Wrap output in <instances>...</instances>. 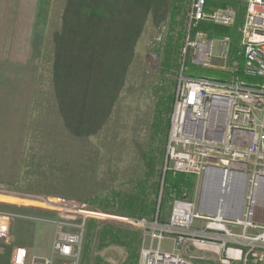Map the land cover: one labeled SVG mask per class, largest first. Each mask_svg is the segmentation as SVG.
<instances>
[{"label":"rangeland","instance_id":"1","mask_svg":"<svg viewBox=\"0 0 264 264\" xmlns=\"http://www.w3.org/2000/svg\"><path fill=\"white\" fill-rule=\"evenodd\" d=\"M189 1L99 0L96 16L85 19L76 10L90 6L86 0H53L18 181L0 187V209L46 220L56 217L44 209L42 203L48 200L87 205L99 217L89 220L94 227L86 233L81 264H138L139 252L149 242L128 221L151 220L155 214L167 220L173 199L186 196L198 205L207 189L202 178H194L193 188L182 189L179 197L167 196L169 188L164 186L165 133L185 48L177 44L184 41L180 36ZM242 20L240 6L230 28V50L240 48ZM64 35L67 46L59 47ZM221 38L211 39L215 55ZM211 64L225 65L216 58ZM232 65L227 60L225 66ZM152 204V217L135 209ZM33 219L12 223L21 222L35 232L50 228L51 244L53 227ZM228 229L241 235L240 228ZM109 232L119 234L120 243H112ZM257 235L245 233L248 238ZM215 243L224 244L218 255L192 248L184 255L206 258L194 264H220L225 251L233 249L241 256L235 261H253L243 256L249 241L219 237ZM162 247L170 249V242Z\"/></svg>","mask_w":264,"mask_h":264},{"label":"built area","instance_id":"2","mask_svg":"<svg viewBox=\"0 0 264 264\" xmlns=\"http://www.w3.org/2000/svg\"><path fill=\"white\" fill-rule=\"evenodd\" d=\"M228 1L237 2L243 10L239 29L243 77L237 74L235 63L225 66L231 39L217 40L215 55L214 40L198 30L202 22L231 28L237 9L229 6L205 11L206 0H190L182 62L191 60L192 65L221 72L224 78L188 76L185 64H180L164 145V172L193 175L202 178L204 185L213 180L216 201L211 208L184 196L172 200L167 220L155 214L151 220L128 221L149 242L142 246L138 264H194L206 258L187 256L183 251L192 248L218 255L224 249V244L215 243L219 237L249 241L243 245L244 260L249 257L256 264H264V205L260 204L264 200V0ZM214 58L225 65H212ZM42 204L56 217L33 219L0 209L3 244L13 245L9 226L16 219H33L53 227L47 256L32 257L27 262L25 249L13 246L9 264H81L88 222L99 215L85 204L62 199ZM228 227L240 228L241 235L231 234ZM246 230L258 231V235L245 237ZM165 241L170 242V249L162 247ZM240 257V251L227 249L226 259L220 258L219 263L229 264L230 259Z\"/></svg>","mask_w":264,"mask_h":264},{"label":"crops","instance_id":"3","mask_svg":"<svg viewBox=\"0 0 264 264\" xmlns=\"http://www.w3.org/2000/svg\"><path fill=\"white\" fill-rule=\"evenodd\" d=\"M86 1L91 3L86 11L82 10L83 7L76 10L80 17L89 10L96 12L98 8L94 5H97L99 0ZM52 3L53 0H0L1 188L15 186L18 181L36 91L38 63ZM237 13L239 14L238 11ZM94 15L95 13L91 17ZM66 41L68 39L64 35L57 42L58 46H67ZM239 47L241 49V46ZM3 199L6 200L5 197ZM11 228L13 245L0 247V264H9L13 246L25 249L27 262L32 257H44L49 254L50 228L48 232L42 229L35 232L21 222H13ZM231 264L244 263L240 260ZM251 264H254L253 261Z\"/></svg>","mask_w":264,"mask_h":264},{"label":"trees","instance_id":"4","mask_svg":"<svg viewBox=\"0 0 264 264\" xmlns=\"http://www.w3.org/2000/svg\"><path fill=\"white\" fill-rule=\"evenodd\" d=\"M232 6L234 8H236L239 12V4L237 2L234 1H228V0H206V4H205V11H211L217 8H226ZM94 12L92 10L87 11V13H83L81 14L82 17H86V18H90L92 16ZM96 13V12H95ZM99 14V13H98ZM96 16V15H94ZM185 28V25H184ZM184 28H183V33L181 34L180 37H184ZM198 30H201L203 32L207 33V36L209 39H212L214 37H229L230 36V28H225V27H221V26H216L210 23H200ZM183 42V41H182ZM179 43L177 44V48H181V45H183V43ZM180 50V49H179ZM229 60H228V64L231 65L233 63H235L238 67V75L242 76V66H243V58H242V52L241 49L238 47H235L233 49H231L229 51ZM180 67V64L178 65ZM185 68H186V73L188 76H209V77H214V78H218V79H222L224 78V75L221 72L218 71H213V70H207V69H202L199 67H196L194 65H192L190 63L189 60L186 61L185 63ZM209 71V72H207ZM171 104H172V99H171ZM166 137H167V131L165 133V141H166ZM194 176L193 175H186V174H172L171 172H166L165 176H164V186L168 187L169 189H167V196H169L171 193H173L174 195H176L177 197H179L181 195V190L182 189H191L193 188V180H194ZM137 212H147L148 215H150L151 217L154 215L155 213V205L152 204L149 206V208H145V206H138V210L135 207ZM94 227V223L93 222H89L87 225V232H89L92 228ZM110 234V237L108 238L112 243H120V238L117 237L119 236V234H114L112 235V233H108ZM126 247V244H124Z\"/></svg>","mask_w":264,"mask_h":264},{"label":"bare ground","instance_id":"5","mask_svg":"<svg viewBox=\"0 0 264 264\" xmlns=\"http://www.w3.org/2000/svg\"><path fill=\"white\" fill-rule=\"evenodd\" d=\"M215 183L213 182V180H211V182L209 180H207V182H205V184H207V189L205 188V192H203V197H202V202L208 204L207 206H213V201L215 200ZM261 205H264V200H262V202L260 203ZM211 206V208H212ZM242 206V201L240 203V208ZM210 208V209H211Z\"/></svg>","mask_w":264,"mask_h":264}]
</instances>
